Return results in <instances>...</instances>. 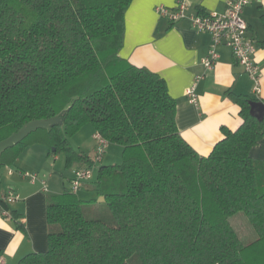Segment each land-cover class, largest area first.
Listing matches in <instances>:
<instances>
[{"label":"trees","instance_id":"16d2710c","mask_svg":"<svg viewBox=\"0 0 264 264\" xmlns=\"http://www.w3.org/2000/svg\"><path fill=\"white\" fill-rule=\"evenodd\" d=\"M132 0H0V141L32 120L63 113L0 156L11 166L27 147L63 153L65 165L91 167L68 137L89 124L122 148L119 165L100 166L95 190L115 221L88 220L70 191L49 199L47 249L18 264H264V165L250 150L264 118L249 114L206 157L180 136L176 102L157 74L119 56ZM95 203V201H93ZM243 214L254 234L233 224Z\"/></svg>","mask_w":264,"mask_h":264},{"label":"crops","instance_id":"0c3cea01","mask_svg":"<svg viewBox=\"0 0 264 264\" xmlns=\"http://www.w3.org/2000/svg\"><path fill=\"white\" fill-rule=\"evenodd\" d=\"M180 1L191 14H207L227 11L230 0ZM176 2L132 0L124 14L119 56L165 81L169 96L176 102L175 122L181 138L199 156L206 157L223 138L221 128L235 131L242 123L239 106L226 91L264 104V0H250L242 14L248 26L247 36L256 46L254 60L260 70L259 93H255L254 83L225 47L218 48L219 59L212 70L203 68L201 60L212 43L210 34L196 31L187 20L171 24L157 11L160 6L174 8ZM196 77H199L195 83L196 101L191 103L185 91ZM80 131L84 133L78 151L89 147L93 154V127L87 124ZM63 155L51 154L47 146L34 144L24 149L13 165L0 167V193L12 190L19 197L6 206L7 217L0 206L1 264H18L24 256L47 249L49 199L70 191L75 169L89 167L74 163L67 168ZM249 155L264 165V137ZM99 167L97 164L96 170ZM26 171L35 173L38 180L30 182L22 178L20 173ZM95 183L93 178L84 183L75 194L77 198L93 204L100 197Z\"/></svg>","mask_w":264,"mask_h":264},{"label":"built area","instance_id":"2783aa9c","mask_svg":"<svg viewBox=\"0 0 264 264\" xmlns=\"http://www.w3.org/2000/svg\"><path fill=\"white\" fill-rule=\"evenodd\" d=\"M250 0H230L227 11L223 13H207L195 14L189 13L184 2L177 0L174 8L160 6L157 8L158 13L166 18L171 24L182 20H187L191 27L198 32L210 34L212 43L208 54L201 60V65L207 71L214 68L219 59V47L229 49L235 61L243 68L244 72L254 83L255 93H259L260 70L257 66L254 55L256 46L254 42L247 36L248 26L244 21L242 14L244 8L249 4ZM199 77H196L195 82L185 91L189 102L195 103V83ZM95 141L93 153V166L80 167L74 170L73 178L70 181V192L76 194L82 185L92 179L94 166L101 163L108 142L98 133L93 135ZM9 170V174H12ZM22 178L35 182L38 176L31 172H21ZM44 184V183H43ZM19 199L14 191L8 190L5 193H0V206H2V214L9 216L6 206L14 203ZM2 259L0 258V264Z\"/></svg>","mask_w":264,"mask_h":264},{"label":"rangeland","instance_id":"374dc122","mask_svg":"<svg viewBox=\"0 0 264 264\" xmlns=\"http://www.w3.org/2000/svg\"><path fill=\"white\" fill-rule=\"evenodd\" d=\"M80 131V130H79ZM77 132L72 136L68 137V143L71 147L75 149L77 152H83L90 154V149L87 147L86 150L82 147V150L84 151H78L79 147L81 146L82 136L84 132ZM95 147V145H94ZM93 147V149H94ZM94 153V152H93ZM64 156V155H63ZM91 158L93 157V154H90ZM65 160V157H64ZM122 162V148L119 145L116 144H110L107 146L105 153L102 157V162L99 163L100 166H112V165H119ZM93 166V165H92ZM94 166L93 169V180L97 181V170ZM100 198H97L95 203L89 204L86 203L83 208L82 212L88 220H101L104 221L110 225H115V221L108 209V206L102 201L100 202ZM231 223L241 236V238L248 239L251 238L254 234L253 230L248 224V221L243 216V214H237L233 219H231ZM128 264H139L138 259L136 257H133Z\"/></svg>","mask_w":264,"mask_h":264},{"label":"water","instance_id":"95a60500","mask_svg":"<svg viewBox=\"0 0 264 264\" xmlns=\"http://www.w3.org/2000/svg\"><path fill=\"white\" fill-rule=\"evenodd\" d=\"M249 114L252 117H254L256 120L262 121L264 118V104L257 101H251ZM62 117H63V113L59 114L58 116L52 117L50 119L32 120L24 124L17 132L13 133L8 138L0 141V156L5 150L17 145L30 133L38 129H50L55 125L61 126L63 124ZM100 200L103 202L105 201L103 197H101Z\"/></svg>","mask_w":264,"mask_h":264}]
</instances>
